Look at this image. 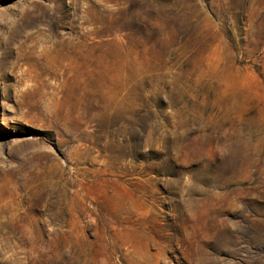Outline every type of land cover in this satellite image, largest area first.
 <instances>
[{"label": "rangeland", "instance_id": "obj_1", "mask_svg": "<svg viewBox=\"0 0 264 264\" xmlns=\"http://www.w3.org/2000/svg\"><path fill=\"white\" fill-rule=\"evenodd\" d=\"M0 264H264V0H0Z\"/></svg>", "mask_w": 264, "mask_h": 264}]
</instances>
